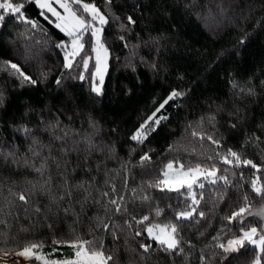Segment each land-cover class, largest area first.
Instances as JSON below:
<instances>
[{
  "label": "trees",
  "instance_id": "1",
  "mask_svg": "<svg viewBox=\"0 0 264 264\" xmlns=\"http://www.w3.org/2000/svg\"><path fill=\"white\" fill-rule=\"evenodd\" d=\"M85 1L94 2L108 18L102 39L109 49V66L100 95L90 87L95 61L90 60L87 71L80 57L73 68H64V50L56 45L69 38L55 28L48 13L47 20L41 16L33 0L14 2L24 3L25 16L36 21L38 28L10 15L0 27V152H15V162L0 155V248L19 251L26 244L42 242L39 251L46 259L69 260L74 258V249L53 241L80 237L94 241L96 249L102 244L104 254L112 255L115 264H201V256L205 264H251L258 254L264 264V253L258 247L246 245L243 255L233 253L224 259L213 240L219 236L220 242L226 243L239 234V221L229 224L224 217L244 205L245 195L253 215H246L243 226L264 228V217L254 215L264 208V196L251 187L257 177L259 185H264V0H198L199 6L190 11L185 7L190 0ZM218 4L225 9L223 13ZM128 16L136 23L129 24ZM84 42L83 56L92 52L90 33L85 34ZM9 61L20 65L37 84L13 76L4 67ZM81 73L86 77L83 81L78 79ZM173 90L186 95L169 101L158 113L168 119L143 143L133 141L131 137L144 118ZM210 116L215 120L210 122ZM57 121L56 135H63L60 129L70 130L63 142L51 141V130H44L45 125ZM21 126L31 128L44 144H52L51 157L60 162L59 167L49 158L41 177L24 163L27 159L39 167L49 151L44 149L41 157H33L28 151L31 138L17 131ZM192 128L220 140L221 147L193 137ZM253 136L259 140L250 139ZM85 137L91 139L94 149H88ZM62 147L67 154L61 152ZM229 148L241 153L242 159H251L259 171L216 160L222 170L219 174L228 168L232 184L205 183L199 211L205 212L206 218L197 216L199 223L182 222L183 253L163 251L146 233L133 235L135 223L132 228L125 224L131 216L148 215L150 221L162 224L175 222L173 210L182 203L180 194L148 186L163 179L161 170L168 161L185 167L209 165L208 156L218 151L224 154ZM145 153L151 159L142 164L140 158ZM48 177L51 182L45 187L52 194L59 197L63 193L66 179L73 187L72 196L52 203L48 192L39 190ZM80 183L91 193L87 201V193L74 187ZM113 184L115 195L125 197V215L105 208L107 198L101 193L112 195ZM9 189L29 196V204L18 201ZM200 191L196 189L198 197ZM144 195L151 199L141 201L139 197ZM157 206L163 209L159 217L154 215ZM37 207L40 212L35 211ZM107 207L111 209V205ZM66 208L71 211L65 213ZM101 221L119 226L117 239L103 229ZM141 242L152 245L148 253L140 249Z\"/></svg>",
  "mask_w": 264,
  "mask_h": 264
},
{
  "label": "snow or ice",
  "instance_id": "2",
  "mask_svg": "<svg viewBox=\"0 0 264 264\" xmlns=\"http://www.w3.org/2000/svg\"><path fill=\"white\" fill-rule=\"evenodd\" d=\"M37 7L41 10V16L46 20L48 16L45 13L51 14V17L54 20H51V23H54L56 29H59L64 33L69 41L66 43L61 41L56 46L64 50V68L71 69L74 67V61L77 57H80V63L83 68L87 71L89 68V62L93 59L91 56H83L82 53L85 51L84 37L85 34L90 33V39L94 40V44L91 45V50L95 54L94 59V71L90 73L91 76V91L97 95L102 94V86L104 84V75L107 71V59H108V49L105 44L102 42V32L103 26L108 23V18L103 14L100 9L95 5V3L89 2L85 3L83 0H33ZM108 3H111V0H108ZM55 5V6H54ZM198 0H190L189 4H186L185 7L190 11L194 7H198ZM25 5L24 3L14 2V0H0V25L6 19V16H14L21 23H26L31 25L32 28H38L39 25L34 20H29L24 12ZM220 12L223 13L225 9L221 5H217ZM58 8L62 11H58ZM199 17V13L196 14ZM87 17V18H86ZM129 24H135L136 21L132 16L127 17ZM97 24L100 26L97 27ZM126 26L121 24V28ZM121 40L124 39L123 36L120 37ZM245 41L242 39L240 41L243 44ZM70 49V50H69ZM5 69H10L13 76L19 77L23 83L36 85L37 81L32 78V76L27 75L25 71L17 63L6 62L4 65ZM79 80H85L86 77L83 73L79 74ZM56 83L59 85L61 81L58 79ZM235 87V85H233ZM245 91V90H241ZM249 95L253 94L252 89H247ZM186 95L184 92L173 90L169 96L159 104V107L144 118L143 123L139 125L136 129L135 134L132 135L131 139L137 143H143L148 135L154 132L162 123V121L167 120L168 116L158 115L162 109L169 103V101L174 100L177 97ZM3 102V93L0 92V103ZM209 121L212 122L215 120L214 116H210ZM95 127V124L92 125ZM191 128L192 125L190 124ZM231 127L235 128L236 125L232 124ZM59 128V121L55 125L47 124L45 125L44 130H51V141H65L69 135L70 130L67 128L60 129L63 135H56L55 130ZM21 131L25 137L31 138V144L28 146V151L32 154L33 157H41V153L44 149H48L49 156L43 157L39 167H36L35 164H30L27 159L24 163L33 168L36 173L41 177L44 176L45 171L48 168L47 161L51 158L57 167L60 166V162L56 160L55 157H51L52 144H44L37 137L33 135V130L27 126H21L17 129ZM191 135L193 137H198L201 141L207 139L213 145H216L218 148L221 147V141L214 139L212 135L202 133L197 131L195 128H192ZM252 140H259V137H251ZM87 143L88 149H94L96 146L92 143L89 137L84 138ZM79 143V142H76ZM169 149L172 150V146H169ZM61 152L67 154V149L61 148ZM75 150V149H73ZM0 155L4 156L5 159L12 158L15 162V152L3 153L0 152ZM151 157L145 153L140 158V162L143 164L145 161H149ZM211 163L209 165H202L200 163L195 164L194 166H188L180 164L178 161L170 160L164 168L161 170V175L163 179H158L155 183H149L150 188H156L160 192H175L180 194L182 197V203L177 205V208L173 210L175 222L168 223H155L150 221L148 215L142 216L137 219L135 216H131L130 219L125 221V224L128 228H132L133 222L137 226V231L134 232V236H141L144 233L147 234V237L156 242V244L167 253H183L184 249L181 246L182 240L180 237V232L182 230V222L194 220L196 223H199L197 216L201 219L206 218V213L199 211V206L201 201L204 200L203 189L205 188V183L216 185L218 181H223L224 185H231L232 181L228 178V168L223 169V174H219L222 170L217 167L216 160H219L224 165H228L234 168H240L241 166H251L253 169L259 171V166L255 164L251 159H242L241 153L232 150L229 148L224 154H221L219 151L215 156H208L206 158ZM235 175V173H232ZM243 176V173L240 174ZM51 177L44 180L42 184L39 185V190L42 192H48L49 197L52 203H58L59 201L64 200L66 197H71L73 194V187L69 186L67 180L65 179L63 187V193L57 197L52 194L51 189L45 187L50 185ZM234 186V185H233ZM76 189H82L87 195L84 197L85 201L89 199L91 193L88 192V189L83 183L77 184L74 186ZM252 190L260 196H264V185H259V177L251 181ZM33 188L36 189L37 185H33ZM196 189L201 190L199 192V197L197 196ZM183 190H186L183 191ZM18 201L23 202V204H29V196H26L23 192L14 193L11 192ZM135 193V189L132 190ZM111 193L103 192L101 195L107 198L105 205L106 210L114 211L116 214L125 215L127 214V204L125 202V197L123 195H115L116 188L115 185H111ZM31 195V193H29ZM218 199L223 200L224 196L222 194H216ZM141 201H149L151 197L144 195L139 197ZM244 205L239 207L238 210L232 211L230 215L224 217V219L231 224L233 221H239L241 227L239 228V234L233 235L232 238L227 239L226 243L220 242V237H213L214 241H217L215 247L222 250L223 258L227 259L229 255L236 253L238 255H243L242 251L245 249L246 245H252L259 248L260 253H264V228L249 227L245 228L244 222L246 215H253L251 212V206L248 204L247 195L243 196ZM108 205H111V209H108ZM36 212H40L39 207L35 208ZM65 213L71 211L70 208L63 209ZM163 209H160L158 206L154 211V215L159 217L162 215ZM254 215L264 217V209H261ZM3 223V221H0ZM105 231H110L113 239H117L116 229L119 227L114 222H112L111 227L109 223L100 222ZM51 227V226H49ZM61 243H66L68 246L74 249V258L69 260H48L43 255L40 254V249L43 247V243H29L24 245L19 251L8 250L5 251L3 248H0V260H3L5 257L16 256L23 257L25 260H35L43 261V264H115L114 257L112 255H105L103 251V245L101 244L100 249L92 247L94 241L84 240L80 237H77L71 241H60L54 240L53 244L58 245ZM140 249L143 250V253H148L152 245L145 244L141 242L139 244ZM143 258V256H142ZM262 256L256 255L255 259L251 264H261ZM201 264H205V257L201 256Z\"/></svg>",
  "mask_w": 264,
  "mask_h": 264
},
{
  "label": "rangeland",
  "instance_id": "3",
  "mask_svg": "<svg viewBox=\"0 0 264 264\" xmlns=\"http://www.w3.org/2000/svg\"><path fill=\"white\" fill-rule=\"evenodd\" d=\"M89 2H92V1H85V3H89ZM92 3H94V2H92ZM96 5V4H95ZM97 6V5H96ZM98 7V6H97ZM99 8V7H98ZM100 9V8H99ZM58 11H62L61 9H58ZM100 11L103 13V14H105L101 9H100ZM100 25L99 24H97V27H99ZM102 35V34H101ZM102 42L104 43V41H103V39H102ZM85 43V42H84ZM92 44H94V40H92ZM105 44V43H104ZM105 46H106V44H105ZM107 47V46H106ZM107 49H108V47H107ZM70 50V49H69ZM85 56H92L93 57V60L95 61V59H94V56H95V54L93 53V52H91V54H87V55H85ZM90 63V62H89ZM108 66H109V49H108V59H107V70H108ZM95 69L93 68V71H94ZM106 73H107V71H106ZM106 73H105V75H104V79H105V76H106ZM103 87V86H102ZM169 162V161H168ZM167 162V163H168ZM166 163V164H167ZM187 168V167H186ZM261 209H264V208H261ZM254 227H257V226H255V225H253ZM253 226H250V227H253ZM259 249V248H258ZM4 259H12V260H14V261H16L17 262V264H43V261H40V260H35L34 258L32 259V260H25L23 257H16V256H14V255H12V256H9V257H5ZM48 260H50V259H48ZM52 260H54V259H52Z\"/></svg>",
  "mask_w": 264,
  "mask_h": 264
},
{
  "label": "crops",
  "instance_id": "4",
  "mask_svg": "<svg viewBox=\"0 0 264 264\" xmlns=\"http://www.w3.org/2000/svg\"><path fill=\"white\" fill-rule=\"evenodd\" d=\"M55 6V5H54ZM59 9V8H58ZM51 17V14H48ZM53 18V17H52ZM54 19V18H53ZM0 264H17L16 261L12 260V259H3L0 260Z\"/></svg>",
  "mask_w": 264,
  "mask_h": 264
},
{
  "label": "water",
  "instance_id": "5",
  "mask_svg": "<svg viewBox=\"0 0 264 264\" xmlns=\"http://www.w3.org/2000/svg\"><path fill=\"white\" fill-rule=\"evenodd\" d=\"M0 27H1V25H0Z\"/></svg>",
  "mask_w": 264,
  "mask_h": 264
}]
</instances>
